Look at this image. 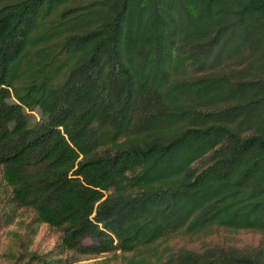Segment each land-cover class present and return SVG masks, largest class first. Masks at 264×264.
<instances>
[{
    "label": "trees",
    "instance_id": "1",
    "mask_svg": "<svg viewBox=\"0 0 264 264\" xmlns=\"http://www.w3.org/2000/svg\"><path fill=\"white\" fill-rule=\"evenodd\" d=\"M219 231L262 239L169 245ZM0 234L11 264H264V0H0Z\"/></svg>",
    "mask_w": 264,
    "mask_h": 264
},
{
    "label": "rangeland",
    "instance_id": "2",
    "mask_svg": "<svg viewBox=\"0 0 264 264\" xmlns=\"http://www.w3.org/2000/svg\"><path fill=\"white\" fill-rule=\"evenodd\" d=\"M261 236L253 232H228V231H219L212 238H207L205 241H198L196 239H182L174 238L169 245L174 248L187 247L189 249L198 250L204 247L206 244L211 242H218L226 246H234L242 248L245 246H256L261 241ZM26 242L28 238L24 239ZM55 243V237L51 233L45 231L44 229L40 230L39 233L33 238L32 244L26 245L31 250L47 251L52 249ZM17 246L15 241L12 238L6 237L5 235L0 234V264H11L8 260L6 252L16 251ZM116 258L121 259L119 249L115 250V253L108 257V259ZM87 262H85L86 264Z\"/></svg>",
    "mask_w": 264,
    "mask_h": 264
}]
</instances>
